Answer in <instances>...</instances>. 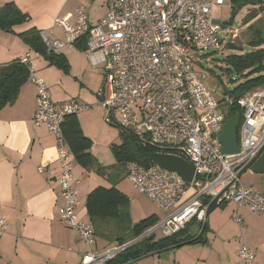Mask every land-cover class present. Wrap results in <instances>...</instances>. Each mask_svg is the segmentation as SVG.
Returning a JSON list of instances; mask_svg holds the SVG:
<instances>
[{
  "label": "built area",
  "instance_id": "obj_1",
  "mask_svg": "<svg viewBox=\"0 0 264 264\" xmlns=\"http://www.w3.org/2000/svg\"><path fill=\"white\" fill-rule=\"evenodd\" d=\"M224 3L225 0H107L105 14L95 24H89L83 6L74 10L73 25L56 17L53 23L68 41L57 40L51 32H40L41 40L51 53L70 52L77 42H85L89 66L103 71L93 105L73 99L63 105L54 103L49 88L34 73L30 54L18 59L26 66L27 80L36 90L33 123L46 127L55 141L62 198L58 217L66 227L78 232L86 246L81 264H107L143 238L154 234L170 238L190 221L204 224L214 199L218 205L235 206L234 219L239 227L241 208L264 217V192L243 186L238 176L264 150V86L236 100L241 109L236 129L239 151L224 155L219 137L226 120L224 109L233 100L225 97L217 101L205 76L193 68L197 54L217 48L222 42L224 23L212 19L211 12ZM242 29L226 32L228 44ZM93 107L105 111L106 123L115 121L142 144L158 149L156 153L177 156L194 168L192 180L187 183L155 164L145 167L129 162L127 180L160 216L138 237L100 253L93 251V229L77 219L78 181L73 178L74 164L63 133L67 117ZM238 256L242 264H253L255 254L242 244Z\"/></svg>",
  "mask_w": 264,
  "mask_h": 264
},
{
  "label": "crops",
  "instance_id": "obj_2",
  "mask_svg": "<svg viewBox=\"0 0 264 264\" xmlns=\"http://www.w3.org/2000/svg\"><path fill=\"white\" fill-rule=\"evenodd\" d=\"M91 1L95 11L89 12L87 17L89 24H95L105 14L107 0ZM88 2L0 0V7L12 4L26 17L25 22L15 24L10 29L0 28V66L29 53L34 73L49 88L54 103L63 105L73 99L79 103L95 104L96 92L103 82V71L89 66L85 50L79 42L70 52H54L53 55L61 57L66 64V68L62 69L50 64L44 56L32 52L19 37L35 29L38 32H51L57 40L67 42L68 38L62 30L54 25V19L59 17L73 25L75 8L86 6ZM35 96V87L27 80L21 85L14 103L0 110V221H4V226H0V264H81L86 246L78 232L66 227L58 217V208L62 205L57 182L60 167L53 136L46 127L33 123ZM105 116L102 108L93 107L64 121L67 137L70 138L73 129L78 127L89 142V148L84 151L85 158L77 160L72 152L71 158L74 164L73 178L78 181L80 204L76 211L77 219L92 229L93 222L85 209L86 197L96 187L111 186L108 179L111 174L103 176L95 166L108 169L115 165L111 148L120 144L117 123H106ZM89 159L91 165L86 162ZM116 188L121 192L118 184ZM255 188L264 192V185ZM240 215L242 224L239 227L234 219V205L224 204L214 209L206 218L208 231L204 241L184 243L168 249L183 247L174 250L178 256L171 257L173 264H242L238 256L242 244L254 251L253 264H264V217L247 208H241ZM156 216L158 218L159 213ZM151 237L160 239L159 234ZM118 245L114 237L111 239L107 233L99 232L95 235L93 251L100 253ZM160 254L133 264H162L164 258Z\"/></svg>",
  "mask_w": 264,
  "mask_h": 264
},
{
  "label": "trees",
  "instance_id": "obj_3",
  "mask_svg": "<svg viewBox=\"0 0 264 264\" xmlns=\"http://www.w3.org/2000/svg\"><path fill=\"white\" fill-rule=\"evenodd\" d=\"M227 1L231 4L232 17L241 8H252L249 10L241 26H246L243 30L247 36V44L250 46L251 52L246 55L233 54L228 56L224 61L236 74L242 75L246 72L244 79L231 91H224L223 96L228 95L227 97L233 100V103L224 109L225 117L229 118L235 114L241 115V109L236 104V100L241 98L245 93L264 86V0ZM25 21L26 17L20 14L12 4L0 7V28L2 30L10 29L13 25ZM19 37L32 52L44 56L50 64L62 69L66 68V64L62 62L61 57L47 52L41 40L40 32L31 29L20 34ZM79 43L84 51L86 48L85 42L81 40ZM227 72V74L230 73L229 69H227ZM27 79L28 70L18 60L0 66V110L4 106L14 103L21 85ZM118 129L120 144L111 148L116 162L115 165L107 169L95 164L96 170L101 175L111 174V177L108 178L111 186L108 188L96 187L90 191L86 197L85 209L89 219L93 222L94 235L99 232H105L111 236V239L114 237L116 243L123 244L128 240L138 237L143 231L154 225L157 221V216L151 215L132 226L124 223V211L129 200L116 188V185L124 178V169H126V165L129 162H136L145 167L154 165L148 159V155L157 152L158 149L142 144L136 136L128 131ZM64 130L63 124L64 137L76 159L85 158L84 151L89 148V142L82 135L80 129L75 127L71 132L70 138L65 135ZM76 149H79L80 152L77 153ZM86 162L88 165L92 164L90 159ZM223 205L220 204L218 207H222ZM194 226L196 230L192 231L191 228ZM207 231L206 222L204 224H197L195 221H190L183 230L170 238L155 240L154 237H149L135 242L107 264H128L151 253L175 248V246L178 247L182 243H200L204 241V235Z\"/></svg>",
  "mask_w": 264,
  "mask_h": 264
},
{
  "label": "rangeland",
  "instance_id": "obj_4",
  "mask_svg": "<svg viewBox=\"0 0 264 264\" xmlns=\"http://www.w3.org/2000/svg\"><path fill=\"white\" fill-rule=\"evenodd\" d=\"M92 3L93 2L89 0L88 5L83 6L86 8L87 14H89V12L95 11L94 5ZM250 9L252 8H241L232 17L231 4L227 0H225L223 6L213 8L211 12L212 19L224 23V28L220 33L222 42L217 48L211 49L205 53L197 54L198 57L195 61H193V68L195 72L199 75L205 76V83L209 87L215 99L219 102H221L225 97L228 96H223L224 91H231L239 82L244 79V75L246 74V72L242 75L236 74L235 71L231 67H228L224 62L230 55H246L251 52V48L247 44V36L245 34V31L243 30V32L241 30L238 37L230 43L238 48H242V51L230 50L228 48L229 42L224 37L227 34L226 32H228L230 29H240ZM227 69H229L230 75L227 74ZM261 88L262 87L251 90L245 93L242 97L252 92L258 91ZM115 120H119V116L117 114H115ZM125 176L126 169H124V178L118 183V188L129 200L128 205L126 206V210L124 211L123 222L127 223L128 226H130L153 214L157 215L158 212L153 207V205L143 195L139 194L135 190V188L131 185L127 178H125ZM240 182L244 185H253L255 187L261 188L264 185V174L260 175L249 173L246 171L240 176ZM191 229L192 231L196 230L195 226ZM182 248L183 247L168 250L160 254L162 256V259L164 258L161 263L165 264L169 260L167 264H169L170 261H172L170 264H173L174 260H171V257L178 256V254H174V252ZM168 254L170 256L166 257ZM155 258L157 259V257Z\"/></svg>",
  "mask_w": 264,
  "mask_h": 264
},
{
  "label": "water",
  "instance_id": "obj_5",
  "mask_svg": "<svg viewBox=\"0 0 264 264\" xmlns=\"http://www.w3.org/2000/svg\"><path fill=\"white\" fill-rule=\"evenodd\" d=\"M228 48L233 51H242V48H238L233 44H229ZM240 114H235L229 118H226L223 124V130L220 134V143H221V151L224 155H233L238 153L239 149L237 146L236 140V129L239 124ZM148 159L153 162L155 165L169 172H174L178 174L185 182H190L192 180L194 174V168L191 163L185 162L183 159L169 154L164 153H151L148 155ZM247 170H250L255 174H264V150L260 152L256 158H254L251 162H249L238 174L240 177ZM219 205L216 203V199L212 200L208 206L206 217L218 207ZM184 243L178 245L181 246ZM177 247V246H175ZM170 249V248H168ZM165 249V250H168ZM161 250L155 253H151L136 261H132L128 264H133L137 261L146 259L148 257L158 255L161 252L165 251Z\"/></svg>",
  "mask_w": 264,
  "mask_h": 264
}]
</instances>
